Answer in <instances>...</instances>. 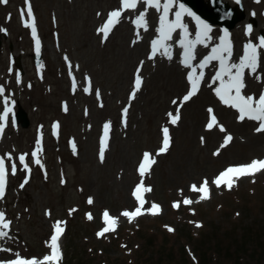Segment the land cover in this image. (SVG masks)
Returning <instances> with one entry per match:
<instances>
[{
    "label": "rangeland",
    "instance_id": "rangeland-1",
    "mask_svg": "<svg viewBox=\"0 0 264 264\" xmlns=\"http://www.w3.org/2000/svg\"><path fill=\"white\" fill-rule=\"evenodd\" d=\"M30 1L35 5L47 48L41 66L34 63L33 42L23 25L24 0L0 3L1 83L30 119L25 133L24 126L10 123L1 148L12 163L18 151L36 145L39 133L46 150L40 163L33 166L31 176L24 171L12 178L7 198L0 205V212L8 215L13 229L9 248L0 258L19 254L42 260L50 254L53 226L62 221L68 228L60 264L75 263L77 254L92 261L90 264H99L102 259L112 264H137L148 251L155 256L161 246H172L181 264H219L220 260L215 259L220 257L215 253L219 248L230 260L224 263L234 264L230 253L236 248L242 250L244 244L245 249L252 250L249 264H264V172L231 189L226 185L216 187L210 190L208 199L201 200V193L192 190V185L199 187L205 180H215L243 154L252 159L257 155L249 153L244 143L219 151L208 141L202 126L199 133H192V128L186 127L190 124L188 118L186 125V115L193 105L183 111V121L172 124L168 113L173 99L183 90L171 91L161 76L147 78L146 88L132 103L129 123L123 126L120 119L125 100L138 71V58L132 60L126 52L132 35L124 34L126 21L107 41L98 31L101 20L120 8L118 0ZM244 6L251 13L240 27L234 28L238 39L246 24L254 27L258 35L264 28V0H245ZM13 51L22 59L24 84L14 80L19 69L13 61ZM85 75L92 79L93 92L86 85ZM1 109L0 97V112ZM203 113L202 125L206 117ZM112 121L114 132L103 147L101 160L100 128ZM52 123L60 127L58 136L52 135ZM165 124L172 126L174 144L155 169L141 176L139 160L144 151L158 148ZM141 181L143 187L151 189L146 192L150 195L149 205L157 202L160 210L153 214L147 211L151 209L148 206L145 213L130 220L122 213L133 211L137 203L134 188ZM185 199L192 203H183ZM175 202L180 206L174 207ZM72 209L75 211L70 213ZM105 209L118 217L119 227L98 236L106 227L102 220ZM89 213L94 218L89 219ZM252 232L254 238L263 237L253 263ZM199 246L204 248L205 256Z\"/></svg>",
    "mask_w": 264,
    "mask_h": 264
},
{
    "label": "snow or ice",
    "instance_id": "snow-or-ice-1",
    "mask_svg": "<svg viewBox=\"0 0 264 264\" xmlns=\"http://www.w3.org/2000/svg\"><path fill=\"white\" fill-rule=\"evenodd\" d=\"M8 0H0V3H7ZM145 3L149 7H154L157 11L161 10V7L163 8V15L160 18L161 26L157 30L161 32L162 37L158 38L156 40L152 41V48H153V55H155V52L157 50L158 45H163L164 41L170 40L172 38V33L176 29H183L185 36H188V26L182 22V15L187 14L188 16L193 17L199 28L200 31L196 34L195 40H187V42L182 38L179 43L182 47L185 48L184 51V60L182 61L186 66L188 63L195 59V45L204 43V40L201 39V36L203 35L205 39H210L208 36V33L211 32V25H209L206 21L202 20L199 16H197L194 12H192L191 9L187 8L183 3L179 4L180 11H177L175 13V20L169 21V11L171 6L174 4L175 0H166L163 5H161V0H121V8L113 10L109 13L108 19L105 22V24L98 29V31L103 32L105 39L108 36L109 31L112 27L115 26L116 23L119 22V19L122 15V12L125 9L128 8H136L139 3ZM27 13L29 17H32V34L33 36H36V27H35V20L34 16L32 14V9L30 5V0L27 7ZM135 23L138 27L143 26L145 30H147V20H146V11L142 12L139 16H137ZM251 25L247 26L248 31H251ZM228 33L227 30H225L224 35L220 38L221 44L213 47L212 52L210 55L204 57V59L200 62L199 67L203 68L207 66L212 60H219L220 61V70L217 72L216 76L214 77L215 80H220V87L215 89V92L217 96L220 98V100L231 107H235L239 111L238 119L243 121L246 117L249 119L260 121L259 127L256 129L257 132L264 131V93H261L260 96L257 98L254 95L252 96H244L242 94V89L246 87L243 80V71L245 68H250L253 72L256 71V68L258 66V53H257V45L249 43L245 46V55L241 57L240 63L237 65L235 63L231 65L226 64L227 57L223 55V53H228V56L231 55V46L230 41L228 40ZM261 46H264V37L260 38ZM39 40L37 39V51H39ZM206 46V45H205ZM167 47V46H165ZM67 59V58H66ZM232 69H237V71L233 74ZM227 74L230 78L227 82L223 79L224 75ZM203 73L201 72L199 74V77H194L193 73H189L188 79L191 83V90L188 91V93L183 97L184 101H188L193 95L196 94L198 91V83L199 79L202 78ZM142 84V77L139 75V70L137 72L136 78H135V90L132 92L131 96L132 98L135 97L136 91L139 90L140 86ZM5 92V88L3 85H0V95H2ZM234 93V94H233ZM97 95H99V92L97 90ZM5 104L8 103V97H4ZM14 103V101H13ZM174 103H176L174 101ZM10 109L5 108L4 115L7 116ZM128 109H124V114L126 116ZM211 114V120L208 123L207 127L209 129L213 128L215 125H218L220 130L222 132H226V129L223 127V125H219L218 121L213 113L212 109L208 110ZM169 117L171 118V123L175 124L180 119L179 116V110H177V113L173 115L172 113H168ZM110 122L105 124V137H107V130L109 128ZM4 130V125L0 124V133H2ZM163 145L159 149L160 153L166 152L169 146L170 142V136H169V129L167 127L163 128ZM233 137L231 134H227L224 139V145L226 146ZM104 141H102L103 145ZM25 155L21 154L19 159L23 163L25 161ZM33 156L36 155L34 152L32 154ZM104 156V148L102 146L100 157L101 160H103ZM151 153H144L143 160L139 166V172L141 176L145 174L146 171L150 169V165L152 163H155L154 158H151ZM10 158V154H9ZM36 163L39 164L40 160L37 159ZM26 168L28 167L27 164L24 165ZM16 164L12 163L11 165V172L12 174H15L16 172ZM264 171V160H253L248 164H242V165H236V166H230L228 169H226L224 172L220 173L218 177L213 181L217 187H220L222 184L226 185L229 189L232 188L233 184L235 183L236 179H239L244 176H254L256 173ZM8 169L6 168L5 164V157L0 156V199H2L5 195V187H6V176H7ZM25 183H27V180H25ZM21 187H23V184H21ZM147 192L151 191L149 187H143V181H141L140 185H137L134 196L136 199L140 202V205L142 206L145 201L143 200L141 196V191ZM192 190L197 191L201 193L200 199H208L210 198V188L208 187V181L205 180L199 187L196 185H192ZM92 199L89 198L88 203H92ZM185 204L192 203L191 200L185 199L183 201ZM174 207H179L180 202H175ZM160 210V205L153 203L151 206V209H148L147 211L152 212L153 214H157ZM72 211H75V209L70 210V213ZM143 214L141 207H137L134 211H125L122 213V215L129 217L131 220L132 218L136 217L137 215ZM104 217L106 220V227L101 230L97 235L102 236L107 232L115 231V227L118 224V218L112 217L109 215L107 210L104 212ZM88 218L92 219L91 214H88ZM10 221H6L5 213L0 212V237H4L7 235V232L4 231V229L9 228ZM62 221H57L54 225L55 232L51 237L50 241V254L45 255L42 260H39L38 258H24L20 257L19 254H17V258L11 261L5 262V264H60V261L62 260L63 253L59 245V237L63 233V228L60 226ZM198 227L201 225H197ZM173 229L169 228V231H172Z\"/></svg>",
    "mask_w": 264,
    "mask_h": 264
},
{
    "label": "bare ground",
    "instance_id": "bare-ground-1",
    "mask_svg": "<svg viewBox=\"0 0 264 264\" xmlns=\"http://www.w3.org/2000/svg\"><path fill=\"white\" fill-rule=\"evenodd\" d=\"M110 1V0H109ZM229 2L231 5L235 4V0H223ZM244 1V0H243ZM116 0H112V3H115ZM176 9V7H174ZM146 11V20H147V30L144 27H136V18L139 16L138 13H142ZM250 13V12H249ZM162 16V12L157 11L154 7H149L145 3L141 2L137 5L136 8H128L122 12L121 18L126 21L128 24L127 31L124 32L125 35L129 33L131 39L129 41V45L126 50L128 56L132 58V60L137 59L138 67L143 71L142 84L138 91H136V97L142 93V85L147 83L148 79H153L154 77L161 76L167 80L168 86L171 91H180L183 90L178 97H175L172 101V105L170 111L173 115L177 113L179 110V114L182 115L183 111L189 106L193 105L186 115V125L188 118L190 119V124L186 127L191 130L192 133L197 134L202 129L206 138L211 140L217 147L219 151H224L227 146L231 148V146L235 143H244L249 153H252L255 156L254 159L250 158L249 155L243 154L239 159H237L234 164H247L253 160H264V131L257 132V124H260V121L245 118L243 121L238 119L237 109L235 107H231L229 105L224 104L220 98L217 96L215 89L220 87V80L214 81V66L215 62H211L210 65L201 68L203 70V76L199 79L198 83V91L195 95H193L188 101H184L183 97L191 90V83L188 79L190 73V67L185 65L182 61V52L184 51L183 47L174 42V39H170L167 42V50L160 56L155 58H149L147 55L148 46L152 40V38L158 36L157 31L161 26L160 18ZM92 20L95 18L92 17ZM186 25L189 27V31L193 39L196 38V34L199 32L198 27L194 19L186 14L185 16ZM103 26V24H102ZM240 25L237 26V28ZM115 27V26H114ZM113 27V30H115ZM114 34V31L109 33L106 40L110 39L111 35ZM174 37L182 36L181 31H176L173 35ZM124 37V36H123ZM232 37L236 41V49L233 54V58L235 60L241 61V57L244 56L242 52V45L247 43L249 40H253L257 47L263 48L261 46L260 38L257 36V31L255 29H251V31H247L245 34H241V37L238 39L236 34H233ZM214 39V37H213ZM42 49L45 51L47 49L42 43ZM206 50V46L201 43L195 50V55L199 56ZM13 55H17L18 52H12ZM195 56V57H196ZM144 58V60L142 59ZM160 58V59H159ZM158 59V60H157ZM22 59H20L21 61ZM151 60H157L154 64H152ZM25 63V60H23ZM232 63L234 61H231ZM263 69V68H262ZM264 70V69H263ZM261 71L260 63L258 64L256 71L253 72L250 68H245L246 74V88L245 90L252 88L258 89L260 87H264V72H262L261 78H256L257 73ZM194 77H199L198 72H191ZM24 84L25 82L22 81ZM145 85V84H144ZM135 90V83L133 86ZM130 93L127 95V99H129ZM14 97L12 96L11 100L13 101ZM174 101L176 103H174ZM10 103V111L8 112V116L11 117L16 112V107ZM5 103V102H4ZM47 103V102H46ZM5 108V106L3 107ZM209 109L213 110V113L218 121L219 125H223L226 129V132H222L218 125H215L213 128L209 129L207 127L208 123L211 120V114L209 113ZM19 110V109H18ZM206 112L205 120L202 125V118L204 116L203 112ZM185 118V117H184ZM183 121V120H182ZM22 129L23 133L29 131V128ZM254 129V131L252 130ZM227 134H231L233 139L226 145H224V139ZM208 135V136H207ZM0 136V141H1ZM242 145V144H238ZM157 161L160 162L161 154L156 151L155 152ZM153 168L157 167V164L152 166ZM264 171H260L255 175L263 173ZM254 175V176H255ZM253 176H244L235 180V183L232 187L239 184L241 181L251 178ZM208 181V180H207ZM208 186L213 191L217 186L216 184L209 180ZM223 184L220 186V188ZM146 194V193H145ZM144 194V195H145ZM6 196L3 197V199ZM3 243H8L6 239L3 240Z\"/></svg>",
    "mask_w": 264,
    "mask_h": 264
},
{
    "label": "trees",
    "instance_id": "trees-1",
    "mask_svg": "<svg viewBox=\"0 0 264 264\" xmlns=\"http://www.w3.org/2000/svg\"><path fill=\"white\" fill-rule=\"evenodd\" d=\"M247 231V230H246ZM250 231V230H249ZM251 233V232H249ZM252 240H250V242L252 243V248H253V260L251 263H253L256 259V251H258L256 248L258 246H260V241L263 239L262 235H259L258 238H254V233L252 232ZM250 243V244H251ZM151 245V243H149L148 247ZM255 248H254V246ZM247 246V244H244V248L241 249H235L234 252L230 253V257L233 258V260L235 261L234 264H249V256H251V251L248 249H245ZM147 247V248H148ZM143 247L139 248V251L142 249ZM146 247L144 248V250L147 249ZM198 249L200 251H202L201 253L203 254V256H205V251L204 248L199 246ZM218 249V248H217ZM215 249V250H217ZM148 250V249H147ZM222 249L219 248L217 251H215V253H219L220 257L218 258V256L215 259H219V264H225L224 261H228V263H230L229 258H225L223 256L222 253ZM91 252V251H90ZM103 253L107 254V252L102 251ZM98 253H100V251L98 250ZM102 253V254H103ZM174 253V249L172 246H161L156 250V254L155 256L153 255V253L150 254V251H148L147 254H144V256L142 257V259H139L137 261V264H174L173 262H175L176 264H181L177 261V259L175 258V256L173 255ZM244 255V256H243ZM246 255V256H245ZM173 260V262H172ZM204 260V258H203ZM186 261V260H185ZM92 261H86L84 260L83 257L79 256L78 254L76 255V262L74 263L73 261H70L68 264H90ZM206 263H208L206 261ZM204 261L202 262V264H206ZM99 264H112L111 261L109 260H101L99 262ZM136 264V261H135Z\"/></svg>",
    "mask_w": 264,
    "mask_h": 264
},
{
    "label": "water",
    "instance_id": "water-1",
    "mask_svg": "<svg viewBox=\"0 0 264 264\" xmlns=\"http://www.w3.org/2000/svg\"><path fill=\"white\" fill-rule=\"evenodd\" d=\"M186 2L190 3L195 9H197L203 17L208 18L213 22H221L227 27H233L238 21L244 18L243 8L240 6V9L232 10L231 8L227 7L226 4H223L220 0H212L213 8L199 6V3L203 0H185ZM227 7V8H226ZM226 8V9H224ZM222 9V11H219ZM222 15H220V13ZM1 43V42H0ZM35 60L37 63L41 61V53L35 55ZM19 120L23 122L25 126L28 125L27 115L24 111H20L19 113Z\"/></svg>",
    "mask_w": 264,
    "mask_h": 264
}]
</instances>
